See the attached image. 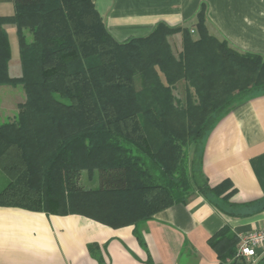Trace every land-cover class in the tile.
<instances>
[{
	"label": "trees",
	"instance_id": "16d2710c",
	"mask_svg": "<svg viewBox=\"0 0 264 264\" xmlns=\"http://www.w3.org/2000/svg\"><path fill=\"white\" fill-rule=\"evenodd\" d=\"M13 2L15 14L0 17V86H23L26 102L0 123V171L9 178L0 207L121 228L194 194L214 206L229 200L231 185L212 188L204 175V145L222 117L264 93V56L212 36L205 6L196 36L161 24L118 42L92 0ZM4 24L17 28L20 78L9 73ZM176 34L179 57L169 41ZM83 171L97 172L99 186H81ZM237 245L225 229L212 239L222 262L236 257Z\"/></svg>",
	"mask_w": 264,
	"mask_h": 264
},
{
	"label": "crops",
	"instance_id": "0c3cea01",
	"mask_svg": "<svg viewBox=\"0 0 264 264\" xmlns=\"http://www.w3.org/2000/svg\"><path fill=\"white\" fill-rule=\"evenodd\" d=\"M92 1L118 42L146 37L161 24L187 28L196 36L198 14L205 6L210 34L238 52L264 56V0ZM14 14L13 0H0V17ZM4 29L11 48L9 73L20 78L17 28L4 24ZM25 102L26 93L16 115ZM11 109L0 102V123L16 116ZM201 163L212 188L231 185L228 201L214 206L194 194L137 225L111 228L77 214L0 207V264H264L261 252L255 259L222 262L212 246L224 229L237 238L264 229V93L219 120L205 141ZM99 182L97 174V187Z\"/></svg>",
	"mask_w": 264,
	"mask_h": 264
},
{
	"label": "rangeland",
	"instance_id": "374dc122",
	"mask_svg": "<svg viewBox=\"0 0 264 264\" xmlns=\"http://www.w3.org/2000/svg\"><path fill=\"white\" fill-rule=\"evenodd\" d=\"M170 40H172L170 45H171L173 54L176 57H179V55L182 51V36L180 34H176V35L170 37L169 41ZM174 40H176V41H174ZM176 88L177 89L175 91V94L181 100H183V98H184L183 96H185L184 84L180 83L177 85ZM22 89H23L22 86H19L17 88L8 87V86H3V87L0 86V102L3 101V103H6L10 107V109L13 107L11 109V111L15 115L17 113L16 107H17L18 102H20L22 99H25V92ZM1 119L2 118H0V120ZM96 177H97V172L89 174L87 171H83L81 173V177L79 180L80 185L83 186L84 188H96L97 187ZM8 182L9 181H8L7 177L4 175V173H2L0 171V191L8 184Z\"/></svg>",
	"mask_w": 264,
	"mask_h": 264
},
{
	"label": "built area",
	"instance_id": "2783aa9c",
	"mask_svg": "<svg viewBox=\"0 0 264 264\" xmlns=\"http://www.w3.org/2000/svg\"><path fill=\"white\" fill-rule=\"evenodd\" d=\"M238 239L237 259H255L259 252L264 254V229L240 235Z\"/></svg>",
	"mask_w": 264,
	"mask_h": 264
}]
</instances>
